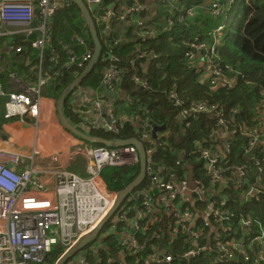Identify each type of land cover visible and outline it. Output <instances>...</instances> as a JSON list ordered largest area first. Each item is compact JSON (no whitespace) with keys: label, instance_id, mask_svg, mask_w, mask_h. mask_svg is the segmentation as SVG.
<instances>
[{"label":"built area","instance_id":"obj_1","mask_svg":"<svg viewBox=\"0 0 264 264\" xmlns=\"http://www.w3.org/2000/svg\"><path fill=\"white\" fill-rule=\"evenodd\" d=\"M63 1L65 0H0V38L3 37L5 24H16L26 26L23 29L24 35L28 36L34 30L39 32V36L31 42L34 49L41 50L44 46H49L51 18ZM128 1L119 0L114 5L103 7L102 0H84L95 23L100 25L105 23L101 27L102 33L106 32L108 21L112 20L113 24H118L126 22L128 18L130 21L134 20L133 25L139 43L145 42L149 36L155 34L154 25L150 27L149 20L142 17L136 19V17L140 13H146L150 5L140 0H131L130 3ZM232 1L214 0L210 6L211 14L215 17L225 15L229 8L227 4ZM156 2L167 6L170 12L172 8L177 9L175 0H156ZM186 13L189 16L192 15L194 7L187 8ZM182 19L183 17L179 16L178 20ZM34 22L37 28H30ZM167 22L168 25H172L171 17H168ZM221 28L219 26L210 32L212 38L209 41L194 37L189 44L191 51L188 63L198 73L200 83L206 85L210 91L231 89L235 86L237 79L236 68L228 63H222L217 57ZM117 41L115 38L112 43L116 44ZM10 47L15 51H21L20 45L14 47L10 45ZM67 53V65L76 67L79 72L92 56V50H86L78 55L67 48ZM150 53L152 58H156L153 51ZM148 54L146 50H142L138 57L143 58ZM118 61V57L110 53L101 79L104 87L121 81L125 70L118 65ZM12 78L19 88L4 93L0 87V94L6 98L3 117L5 119L15 117L22 120L37 119L41 103L40 92L45 84V78H39L35 85H26L21 80H15L13 73ZM132 80L138 86L148 88V81L136 73L132 74ZM246 82L251 83L250 80ZM260 93L262 98L254 103L252 108L242 112L240 111L242 108L238 105L226 107L220 102L193 100L185 103L179 95L176 83L173 82L167 92V98L171 105L179 110L180 122L189 127L191 120H196L199 115L211 120L210 131L202 140L204 146L200 145V155L196 156L194 150L188 153V156L203 160V168L209 176V181L204 183L201 179L194 178L189 182L186 178L181 179L175 176L166 179L160 167H155L153 163L154 148L145 149L146 166L143 180L147 178L153 188L150 187L149 190L141 192L144 195L142 209L139 211L138 207H135L137 205L126 206L122 213H117V209L108 220L111 221L109 228L104 224L95 239L100 241L104 237L111 236L110 229L115 225L122 236L118 244L125 247L124 255L136 254L142 248V244L136 241L133 234L139 227L137 220L141 216L146 217L151 227L154 224L153 216L160 209H164L171 213V216L173 215L174 223L178 228L189 233L191 242L189 249L182 254H173L169 249L153 247L150 248L152 253L141 259L136 258L135 264L140 262L142 264L157 262L181 264L178 260H190L208 249L207 245L195 247L202 233L200 228H194L196 220L202 218L205 224L209 225L211 219L223 222L232 221L235 217L232 212L217 206V197L211 195V190L214 188L222 190L229 185L230 181H235L237 176V187L248 185L245 191H242L241 199L249 201L253 198L257 199L261 194L259 182L246 183L244 179L246 165L226 166L222 163L230 152L232 143L238 140L237 135L242 137L243 149L246 152L252 153L255 147L264 145V92ZM102 98V95L96 93L94 97L84 95L81 99L82 102L88 101L89 109L86 111L92 112L100 109ZM119 124H122V121L112 112L108 120L99 121L96 124L82 121L81 126L85 130L99 128L117 133ZM140 127H142L140 136L142 142L150 139L149 123H143ZM167 135V132L161 131L158 137ZM83 152L85 156L82 157V172L76 174L66 169L56 170L53 172L54 187L50 189L34 175L33 167L21 166L22 154L15 149L0 147V264H45L48 255L54 249L62 248V253L68 251L80 237L98 225L113 205L115 193L109 191L101 181V169L107 165H138V154L133 145L108 147L97 144L93 148H85ZM253 158L254 156L249 154L247 159L251 161ZM175 164H180V161L176 160ZM259 171L261 173V167ZM205 190H210V199L203 203L201 211L195 207V204L202 201ZM186 194L189 195V201L184 198ZM221 197L227 198V195L222 194ZM131 211H135V215H128ZM250 219L242 217L241 223L249 227ZM176 231L174 230L173 233ZM262 241H264L263 229L253 236H245L238 241L219 240L217 241L219 252L217 260L236 262L241 257L244 261L253 260V264H258L260 260H264L262 251L257 250L259 253L257 257L252 255L256 252V246H259ZM168 243L172 244L171 238ZM110 260H115L117 264H128L127 259L116 260L110 256L107 262L109 263ZM79 264L92 263L84 257L79 260Z\"/></svg>","mask_w":264,"mask_h":264},{"label":"trees","instance_id":"obj_2","mask_svg":"<svg viewBox=\"0 0 264 264\" xmlns=\"http://www.w3.org/2000/svg\"><path fill=\"white\" fill-rule=\"evenodd\" d=\"M118 1L102 0L101 5L107 7ZM175 1L177 9L172 8V12L169 11L167 6H164L162 10L156 11L154 15L152 14L150 20L153 23L155 22L156 32L140 44H138L139 38L136 35L132 21L126 23L125 37L116 44L112 43L113 39L116 38L115 35L111 34L113 24L108 27V35L106 36L101 32V25L96 24L97 33L102 44L101 55L97 64L79 86L101 89V79L103 70L108 63V57L110 53L115 54L119 59L118 65L125 70L120 84L122 83L123 89L128 90L130 99L127 103V109H114V113L116 115L124 113L132 118V122L119 124V132L117 133L98 128L93 129L89 134L107 139L127 138L138 135V127L143 123L152 121L158 126L165 125L163 132H167L168 135L158 137L159 147L152 139L143 141L145 149L154 148L152 158L155 167H160L166 179L175 176L181 179L186 178L190 182V179L199 178L204 183H208L209 176L203 168V160L191 155L188 156V153L194 150L196 156L200 155V145L204 146L202 140L206 138L210 131L211 120L209 121L206 116L199 115L196 120H191L192 123L189 127H186L180 122L179 110L171 105L167 98V92L171 84L175 82L179 95L185 103L193 100L220 102L227 107L238 105L242 108L240 110L242 112L252 108L254 103L262 98L260 92H264V0H234L230 6L227 5L229 9L226 12V18H224L225 26L217 45V57L220 58L219 60L222 63H228L236 68L238 73L233 88H222L216 91H210L206 85L200 83L198 73L189 65L188 57L191 51L189 44L194 37H198L200 40L211 39L209 32L220 24L223 19L214 17L211 14L209 9L211 0ZM221 1L225 2L227 0ZM192 6H195L194 13L189 16L186 9ZM143 16L144 13L138 14L139 18ZM179 16L183 17L180 21L178 20ZM168 17L172 19V25L170 26L167 22ZM51 23L49 46H44L41 50L34 49L31 46V42L38 36L37 31L28 36L15 34L9 44L13 47L21 46V51H15L12 48L15 52L12 57H19L20 59V63L15 64L16 70L23 71L24 69L26 71L25 65H22V63L26 60L25 57H29L33 67V73L29 72L31 80L29 83L37 84L38 76L48 79L49 84L56 91L54 97L57 98L61 91L79 73L76 67L67 65V48L72 49L75 54L81 55L86 50H92L93 43L81 13L72 0H65L59 5L55 15L51 18ZM5 39V37L0 38V48L6 45ZM143 49L153 51L156 54V58L151 59L150 67L146 73L137 68V53ZM30 54H34L35 57H30ZM131 59L133 62H130ZM135 73L148 81V88L144 89L133 82L132 74ZM246 80H250L251 83L247 84ZM70 98L71 93L65 97L64 112L67 113L70 122L80 127L82 117L79 115L80 119L78 115L75 116L69 108ZM82 107L84 109L89 106L85 104ZM3 119L5 118L3 117ZM82 130L85 132V129ZM236 137L238 140L232 143L231 150L222 163L226 166L246 165L247 170L244 173L246 183L259 182L261 194L257 199L244 201L240 196L248 185L238 188L237 178L234 179L235 181H230L228 186L223 187L222 194L227 195V198L217 197V206L232 212L235 216L234 219L223 222H216L211 219L210 222L214 226L212 228L205 224L202 218H198L194 228H200L202 233L195 247L207 245L208 249L190 260H178L181 264H253V260L244 261L241 257L236 262L217 260L219 255L217 241H238L243 236H253L259 233L261 229L264 230V145L260 144L255 147L252 149V153L246 152L243 149L242 137L240 135ZM205 146H208V144H205ZM249 154L254 156L251 161L247 159ZM176 160H179L180 164H175ZM260 167L262 168L261 173L259 171ZM137 174V164L107 165L100 171V176L106 188L114 193L129 184ZM140 186L141 188L137 190L140 192L138 196L135 195L124 200L125 206L137 205L135 207H138L139 211L142 209L141 203L144 198L141 192L146 189L149 190L150 187L153 188L147 178L138 187ZM208 199H210L209 191L205 190L202 201L196 204L199 210H203V203ZM117 213L119 212L117 211ZM128 215H135V211H131ZM242 217L251 218L249 227L241 223ZM147 221L148 218L143 216L137 220L139 227L133 234L136 241L142 244V248L136 254H127L125 259H127L128 264H132L131 259H141V257L152 253L150 248L153 247L160 246V248L169 249L173 254H182L189 249L190 235L186 230L178 228L171 213L160 209L153 216L152 221H154V224L151 227H149ZM108 222H106V226L111 223L107 224ZM174 230L177 231L173 233ZM170 238L172 244L168 243ZM116 239V236L114 238L111 235L100 240L103 241L99 250L100 257L98 256L101 264L110 254L114 256L118 249L125 248L117 244ZM92 245L93 241L80 251L89 253L93 247ZM257 250L262 251L264 256V241L256 246V252L252 256L257 257L259 255ZM62 251V248L54 249L48 255L46 263L55 264ZM94 262L95 260L92 261V263ZM151 264L168 263L157 262ZM258 264H264V260H260Z\"/></svg>","mask_w":264,"mask_h":264},{"label":"crops","instance_id":"obj_3","mask_svg":"<svg viewBox=\"0 0 264 264\" xmlns=\"http://www.w3.org/2000/svg\"><path fill=\"white\" fill-rule=\"evenodd\" d=\"M142 2L148 3L149 10L144 13L145 20H149L148 25L152 27L154 25L155 31H156V25L155 22L153 23L150 19L154 14H156V11L162 10L164 8V4H159L156 2V0H140ZM214 0H211L212 2ZM195 7V6H192ZM168 11V10H166ZM153 14V15H152ZM158 17V16H156ZM136 19H139L137 16ZM127 20L130 21V19H126V22H121L118 24H113V21H108V27H111L113 24V29H111V34L115 35L117 40L125 37L126 33V23ZM134 22V20H131ZM97 24V23H96ZM111 26H110V25ZM105 25V23L101 24ZM133 26V25H132ZM170 26V25H169ZM26 26L16 25V24H5L3 27L4 34L3 37L6 39L4 42H6V45H4L2 48H0V87L3 90V92H8L12 89L19 88V85L16 84V81L12 78V73L15 74V80H21L26 85H34L30 84L31 82L29 78V72L33 73V67L31 65V60L29 57H25L26 60L22 63V65H25L26 71L23 69V71L16 70L15 64H19L20 59L19 57H12L14 55L13 49L10 47V42L13 40V36L15 34H21L23 35V29ZM108 29L103 31V35H108ZM39 36V33H38ZM208 40L210 38H205V40ZM117 41V42H118ZM138 44H140L138 42ZM146 50L149 54L145 57H137V64L138 69L143 71V73H146L150 67L151 63V53L147 49ZM142 50H139L137 53V56H139V53ZM93 53V49H92ZM30 57H35L34 54H30ZM133 62V60L131 59ZM41 63V61H40ZM8 74V75H7ZM79 74V73H78ZM38 76V80H39ZM28 81H27V80ZM82 83V82H81ZM81 85V84H80ZM101 89L93 88V87H76L71 92V98L69 100V108L72 110L75 116L78 115V117L82 121L87 123L91 122V124H96L99 121H104L105 117H109L110 113L114 112V109H121L125 110L127 109V103L129 102V95L128 90L123 89L122 83L120 82L115 83V85H106L105 87L101 83ZM100 90V91H98ZM62 92V91H61ZM99 92V93H98ZM102 95V103L99 110H93L86 111L89 109V107H86L83 109L82 105H88V101L82 102V97L84 95H87L88 97H94V95ZM56 95V91L53 90L52 86L49 84L48 79L45 78V84L41 89V103L38 113L37 119H21L18 117L5 120L3 119V111H4V102L6 100L5 96L3 94H0V147H6L18 150L22 153V165L25 167H33L35 170L34 175L39 178L42 182H44L50 189H53L54 183H55V177L53 172L59 169H66L73 173H78L75 170H72L71 164L74 159L72 158H64L62 155L58 152H51L50 146L48 143H59L60 135L57 137V139H52L53 135L56 133L58 134L60 130L58 129V126H61L57 114H56V100L57 98L54 97ZM70 95V94H69ZM64 108V107H63ZM66 117H68L67 113L64 112ZM81 117H80V116ZM118 118L124 122H132V118L124 113H121L120 115H117ZM70 120V118H68ZM72 123V122H71ZM73 125L77 126L76 124L72 123ZM79 124V123H78ZM54 125V126H53ZM58 125V126H57ZM82 122L79 124V128H82ZM53 126V127H52ZM78 127V126H77ZM140 127V125H139ZM62 128V127H61ZM163 131V130H162ZM161 131L157 132V136ZM139 133V131H137ZM72 139L74 138L71 136ZM64 138V137H63ZM62 138V139H63ZM61 144L65 143L63 141L60 142ZM64 145V144H63ZM75 152V158L79 159V157H84L85 153L83 152ZM73 151H71L72 153ZM72 159V160H71ZM71 160V161H70ZM76 160V159H75ZM80 170V167H78ZM16 169H19V167H16ZM237 178V176H236ZM101 181L103 182L102 178ZM104 183V182H103ZM241 186L238 185V188ZM212 196L215 197H221L222 196V190L218 188H214L211 190ZM210 192V190H209ZM134 195H132L133 197ZM184 198L189 201V195L186 194ZM195 207L196 204H195ZM198 208V207H197ZM198 210V209H196ZM111 235L115 238L116 236V242L117 244H120V240H122V236L120 235L117 226L113 225L110 229ZM125 238V237H124ZM242 239L245 238L244 236L241 237ZM101 240V239H100ZM103 241H97L94 239L93 241V247L87 253L86 251H82L80 253H75L73 257L69 260L70 264H79V260L82 258H86L90 263L95 260L94 263H100V256H99V250L100 246ZM123 248L118 249L116 251V255L113 256L110 254V256L114 257V259H120L122 261H125L126 256L124 255ZM99 256V257H98ZM109 256V257H110ZM108 257L104 260L103 264H117L115 260H110L109 263L107 262ZM92 263V264H94Z\"/></svg>","mask_w":264,"mask_h":264},{"label":"water","instance_id":"obj_4","mask_svg":"<svg viewBox=\"0 0 264 264\" xmlns=\"http://www.w3.org/2000/svg\"><path fill=\"white\" fill-rule=\"evenodd\" d=\"M72 1L78 7L81 13V16L86 24V27L88 29L89 35L93 43V53H92L90 60L87 62L85 67L79 72L77 77L73 81H71L59 94L56 100V105H55L58 120L61 126L63 127V129L68 131L71 135L75 136L76 138L81 139L83 141H87V143L102 144L108 147L133 145L136 148L137 154H138V174L129 184H127L124 188H122L121 190L115 193V199H114L112 207L107 212V214L101 219L98 225L94 229H92L89 233H86L85 235L80 237L77 240V242L68 251L64 252L57 259L55 264L66 263L67 260L75 252H77L78 250L86 246L87 244L94 241L98 232L101 230L104 224H106V222L112 217L115 211L120 207L121 203L124 202V200L127 198V195L129 193H133L132 195L134 196L137 194L136 189L142 183L145 177V166H146V152H145L143 142L140 138L142 127H138L139 133L136 136L127 137V138L115 137L112 139H107L102 136L92 135V134H88L82 131L78 127L74 126L70 122L68 117H66V115L64 114L63 107H64L65 97L68 94H70L76 87H78L83 81V79L91 72L93 67L97 64L98 59L101 55V50H102V44L100 42V38L97 33L96 23L91 15L89 7L86 5L84 0H72ZM130 2L131 0L128 1V3ZM104 119L108 120V117H105ZM124 123H128V121L127 122L124 121ZM148 123L151 126L150 139H152L157 144V147H159L157 132L164 130L166 126L165 125L158 126L154 124L152 121H149ZM148 214L150 215V213ZM205 220L208 221V219H205ZM209 226L212 228L214 227L211 223H209Z\"/></svg>","mask_w":264,"mask_h":264},{"label":"rangeland","instance_id":"obj_5","mask_svg":"<svg viewBox=\"0 0 264 264\" xmlns=\"http://www.w3.org/2000/svg\"><path fill=\"white\" fill-rule=\"evenodd\" d=\"M213 2V1H212ZM212 2H210V6H211V4H212ZM92 15V14H91ZM32 26L30 27V28H37V26H36V23L34 22L33 24H31ZM34 31H37V30H34ZM33 31V32H34ZM38 32V31H37ZM39 33V32H38ZM38 37V36H37ZM36 37V38H37ZM40 95H41V92H40ZM54 126V125H53ZM52 126V127H53ZM58 126V125H57ZM75 126V125H74ZM62 126H58V129L60 130V132L58 133V134H54L53 135V137H51L52 139H57V137L60 135V139H58L59 140V143H55V142H53V143H48L49 144V146H50V151L51 152H55V151H58L61 155H62V157H64V158H72V159H74L73 161H71L72 162V164H71V168H72V170H75V171H77L78 173L77 174H80L81 172H82V165H83V160H82V158L81 157H79V159H77V158H75V152L77 153V152H82V150L83 149H85V148H93L94 146H96L95 144H90V143H87V142H85V141H83V140H81V139H78V138H76L75 136H73V135H71L68 131H66L65 129H63V127L61 128ZM77 127V126H76ZM79 128V127H78ZM79 129H81V128H79ZM93 129H95V128H91V129H88V130H85V132L86 133H88L89 134V132L90 131H92ZM82 130V129H81ZM96 130V129H95ZM83 131V130H82ZM71 136H73L74 138L72 139V137ZM64 137V138H63ZM63 138V139H62ZM61 141H63V142H65V143H63V144H61L60 142ZM19 154H22L21 152H19L18 150H16ZM71 151H73L72 153H71ZM76 159V160H75ZM78 167H80V170H78L79 168ZM69 171V170H68ZM71 172V171H70ZM73 173V172H72ZM41 181V180H40ZM139 188H141V186L140 187H138L136 190H138ZM132 194L133 193H129L128 195H127V198L129 199V198H131L132 197ZM126 209V206H125V201L123 202V204L121 205V208L118 210V212H123L124 210ZM111 222V221H110ZM110 222H108L107 224H109ZM107 227L109 228V226L107 225ZM131 262H132V264H135V259H131L130 260ZM129 261V262H130ZM64 264H70V262L68 261V262H66V263H64Z\"/></svg>","mask_w":264,"mask_h":264},{"label":"clouds","instance_id":"obj_6","mask_svg":"<svg viewBox=\"0 0 264 264\" xmlns=\"http://www.w3.org/2000/svg\"><path fill=\"white\" fill-rule=\"evenodd\" d=\"M233 1H234V0H233ZM233 1H232L231 3H228L227 5L230 6V5L233 3ZM209 9H210V8H209ZM228 9H229V8H228ZM225 15H226V14H225ZM225 15L220 16V17H217V18H222V19H223V20L221 21V23L218 24V25L215 27V28H217V27H219V26L222 27V28H221V31H220V33H219V36L222 35L223 29H224V26H225V19H224V18H226ZM214 17H215V16H214ZM215 28H214V29H215ZM214 29H213V30H214ZM213 30H211V31H213ZM211 31H210V32H211ZM210 32H209V33H210ZM226 107H227V106H226ZM231 107H232V106H231ZM164 130H165V129H164ZM95 145H97V144H95ZM100 177H101V176H100ZM136 191H137V190H136ZM138 192H139V191H137V193H138ZM81 249H82V248H81ZM80 252H82V251L78 250V251L75 252V253H80ZM75 253H74V254H75ZM62 254H63V253H61L60 256H61ZM74 254H73L71 257H73ZM60 256H59V257H60ZM59 257H58V258H59ZM71 257L67 260V262L71 259ZM56 261H57V260H56Z\"/></svg>","mask_w":264,"mask_h":264}]
</instances>
